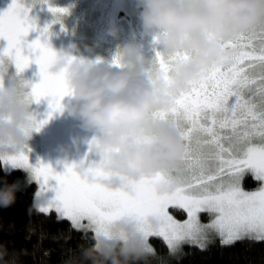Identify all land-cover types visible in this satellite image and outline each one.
I'll use <instances>...</instances> for the list:
<instances>
[{
	"label": "snow or ice",
	"instance_id": "6c2138e0",
	"mask_svg": "<svg viewBox=\"0 0 264 264\" xmlns=\"http://www.w3.org/2000/svg\"><path fill=\"white\" fill-rule=\"evenodd\" d=\"M29 11L23 0H12L0 12V38L7 42L0 57L10 58L18 73L31 63L38 65L39 82L30 85L25 98L29 103L41 98L48 101L45 119L31 117L32 129L39 131L54 113L63 111L62 100L72 95V89L67 67L60 72L49 71L57 53L40 39L48 32V26L39 29L40 36L31 42L24 39L37 31ZM49 11L56 17L55 23L67 9L49 7ZM256 39L259 45L254 43ZM221 46L228 55L220 63L189 81L169 108L153 109L150 113V119L168 122L183 138L184 154L178 168L127 181L126 187L110 188L99 182L112 175L99 163L102 157L87 164L81 160L85 174L76 163L65 164L62 172L40 161L33 166L26 147L15 155L0 156V161L30 169L39 192L51 189L55 193L39 206V211L54 210L58 218L67 219L76 230L113 238L110 229L117 220L135 221L148 255L155 254L148 243L150 237L162 238L170 254H175L183 243H196L203 248L202 240L209 232L218 234L224 244L241 239L264 241V24L253 32L222 41ZM192 55L191 50L156 52L154 63L160 68L164 88L171 83L173 65ZM75 59L68 57L69 64ZM111 64L124 66L119 54L113 56ZM94 143L95 139L89 144L90 152ZM177 172L181 177L176 187L169 192L159 191L158 185ZM245 172L262 182L257 190L241 189L239 181ZM169 207L183 209L187 218L176 221L169 215ZM201 212L212 218L201 223ZM149 218L157 220L156 227L147 224Z\"/></svg>",
	"mask_w": 264,
	"mask_h": 264
},
{
	"label": "clouds",
	"instance_id": "9594fccd",
	"mask_svg": "<svg viewBox=\"0 0 264 264\" xmlns=\"http://www.w3.org/2000/svg\"><path fill=\"white\" fill-rule=\"evenodd\" d=\"M135 4L142 30L158 38L162 53H193L191 59L173 65L167 88L154 59L144 60L132 44L118 52L123 67L78 58L69 64L68 57L73 56L64 51L56 52L49 67L53 73L67 67L72 89L70 115L82 128L101 133L94 138L91 151L102 157L99 163L112 173L99 180L110 188L126 187L127 181L179 167L183 138L168 122L150 119V113L169 108L189 81L220 63L228 55L222 41L264 24V0H135ZM110 34L115 32L110 30ZM26 87L5 64L0 70V156L21 152L34 131ZM78 170L85 174V165L78 163ZM180 177L175 173L158 185V190L172 191ZM16 190L15 184H0V208L14 202ZM157 223L155 218L147 221L152 227ZM110 231L113 238L91 237L92 243L81 251V264H136L145 257L144 239L135 221L117 220ZM3 248L0 244V250Z\"/></svg>",
	"mask_w": 264,
	"mask_h": 264
},
{
	"label": "rangeland",
	"instance_id": "374dc122",
	"mask_svg": "<svg viewBox=\"0 0 264 264\" xmlns=\"http://www.w3.org/2000/svg\"><path fill=\"white\" fill-rule=\"evenodd\" d=\"M11 2L12 0H5L8 6ZM23 3L30 8L29 15L37 26V31H32L31 34L37 38L40 36L39 29L48 26V32L40 36V39L57 53L64 51L90 63L99 61L110 64L113 56L119 54L118 52L129 44L136 45L146 61L153 60L156 52H162V44L155 40V36L146 34L142 30L138 19L140 10L136 7L135 0H46V2L23 0ZM49 7L64 8L67 11L59 16L58 22L54 23L56 17L49 11ZM110 30L114 31L115 35L110 34ZM259 42V39L254 40L257 45ZM3 49L4 46L0 42V51ZM0 60H2L0 70L7 64L9 72L16 73L21 83L27 86L25 89L27 96L30 85L39 82L38 65L31 63L18 73L10 58L0 57ZM62 105L63 111L54 113L39 131H33L27 142L29 163L33 166L40 161L50 165L56 172H62L65 164H78L81 160H85L87 164L98 162L100 159L98 154L89 151L90 142L101 135L99 130L82 128L80 121L70 115L71 95L63 98ZM47 110V99L41 98L39 102H30L29 111L37 120L45 119ZM193 149L195 150V143ZM1 162L5 169L16 168L6 161ZM18 168L25 173L27 179L36 183L33 200L38 209L46 200L54 197L55 193L51 189L47 192H39V184L32 177L30 169ZM246 177H249L248 181L254 183L253 187H245ZM50 183L54 185L55 182ZM261 183L255 180L251 173L245 172L239 181V186L244 191L252 192L257 190ZM173 209L180 210L183 216H177ZM168 213L178 222H183L187 218L186 212L179 207H169ZM198 217L201 223H207L212 218L206 212L199 213ZM216 237L221 240L215 232L207 233L202 240L204 246ZM148 243L150 244L149 240ZM183 244L178 247L175 254ZM168 253L170 254L169 248Z\"/></svg>",
	"mask_w": 264,
	"mask_h": 264
},
{
	"label": "trees",
	"instance_id": "16d2710c",
	"mask_svg": "<svg viewBox=\"0 0 264 264\" xmlns=\"http://www.w3.org/2000/svg\"><path fill=\"white\" fill-rule=\"evenodd\" d=\"M245 178L247 188L254 183ZM15 184L14 202L0 208V264H81V251L91 243L93 233L76 230L71 222L58 218L54 210L42 213L34 204L36 183L16 167L5 169L0 161V184ZM182 217L180 210L173 209ZM154 255L136 264H264V241L236 240L224 244L219 238L203 248L184 243L177 254L170 255L162 238L150 237Z\"/></svg>",
	"mask_w": 264,
	"mask_h": 264
},
{
	"label": "flooded vegetation",
	"instance_id": "af4514ba",
	"mask_svg": "<svg viewBox=\"0 0 264 264\" xmlns=\"http://www.w3.org/2000/svg\"><path fill=\"white\" fill-rule=\"evenodd\" d=\"M8 5L5 3V0H0V12L6 10ZM26 41L31 42L33 39H36L31 32L24 38ZM0 42L3 44L4 48L6 47L7 42L0 38Z\"/></svg>",
	"mask_w": 264,
	"mask_h": 264
}]
</instances>
